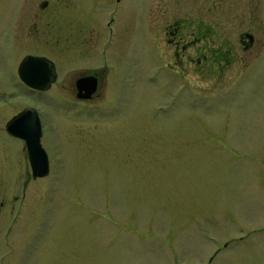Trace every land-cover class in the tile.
I'll list each match as a JSON object with an SVG mask.
<instances>
[{"label": "rangeland", "instance_id": "obj_1", "mask_svg": "<svg viewBox=\"0 0 264 264\" xmlns=\"http://www.w3.org/2000/svg\"><path fill=\"white\" fill-rule=\"evenodd\" d=\"M15 2L0 0V104L22 98L27 49L59 72L108 65L115 84L103 102L31 95L50 170L23 194V142L0 131V264H264V0L69 5L24 48L8 32Z\"/></svg>", "mask_w": 264, "mask_h": 264}, {"label": "flooded vegetation", "instance_id": "obj_2", "mask_svg": "<svg viewBox=\"0 0 264 264\" xmlns=\"http://www.w3.org/2000/svg\"><path fill=\"white\" fill-rule=\"evenodd\" d=\"M122 1L123 0H16L13 8L11 9V10H13V15L11 16V18H9L8 23H7V26L9 25V28H10V30H8V32H9V35L12 34L14 39L23 42L22 48H24V46L28 47V46H30V42H28V40H30V38H31L32 25L34 23L37 24V21H41L42 20V14L43 13L45 14V12L51 13L52 11L53 12L55 11V13H56L55 16H56V20H57L58 19L57 13L60 11V9L63 10V8H65L66 6H69V5H72L75 8H79L81 5H84V6L89 5L90 6V3H91V6L95 5L96 8L97 7L102 8V7L107 5L106 7L108 8L107 10H109V12L112 10H115L118 14V12L121 11ZM159 1H160L159 4L161 5L162 0H159ZM205 1L206 0H204V2ZM207 1L212 2L215 7L220 6L219 7L220 12L222 9L225 8L224 6H226V5H227L226 8H233L232 5L238 4V0H207ZM247 5H250L249 0H248ZM214 6H213V8H215ZM59 16H61V15H59ZM92 18L95 19V15L92 16ZM215 18L221 19V18H217V17H215ZM110 19L111 20L108 23L109 25L115 20V18L112 15ZM253 19H255V17ZM167 30H168L166 32L167 36H169L171 33H173L172 30H170V28H168ZM116 35L119 36L120 33L117 31L115 36ZM245 35H247V37L250 38V40H248V42H247V39L245 38ZM170 40L171 39H169V41ZM241 41H243L245 46L249 45L253 41L252 34L246 33V32L243 33V37L241 38ZM100 51L102 52L100 54L102 57L105 56L106 52L107 53L110 52L111 54L118 52V50H115V49H102ZM27 54L42 55V56L47 57L50 60L47 64L46 68L51 69L50 70L51 74L49 75V81L46 83V86L43 87V89H40L39 87L32 86V85L28 84L27 82H25L20 77V74L18 71L19 64H20L21 60ZM76 57L82 58V55L71 57V59H73L72 62L75 63L77 61V60L75 61ZM67 59L68 58L63 59V61H66ZM59 66L62 67V65L57 66V63L54 64V60L51 59L50 57H48L43 52H32V51H29L28 49L22 51L19 62L15 66V74L17 75V78H18L17 82L20 85L19 86V88H20L19 89L20 90L19 95L23 99L18 98L16 93L14 91H12L13 89L6 91L8 96H6L4 102L0 104L1 105V107H0V131H3L5 133L9 134L10 136L18 137L16 135L12 134L11 132H9L8 125L11 123V121L13 119L18 117L28 106L34 105L38 108L39 115L41 118V123H42L43 134H44L45 129H47V127H48L47 122H46V117L48 115L45 114L44 112H42L41 109H39V106L36 102L32 101L31 95H35L38 98L40 96H42V98H39L40 100L43 101L42 103H44L47 106L58 105V107H59V105L62 104L63 99L65 101L71 102L73 104L74 103L80 104V102H82V101H90V102H85V103H91V101L103 102L104 100H107L108 96H106V91H108V95H109V92L111 91V89H113V85L115 84L114 82H111L110 78L106 79L107 72L110 68L108 65L101 67V68H92V67L79 68L78 67V69H74L71 67V68H68L65 71L63 70L61 72H59V70H60ZM62 69H64V67ZM112 70L113 69L111 67V71ZM9 79H10V76H9ZM6 82H9V80ZM92 85H93L94 91L91 92L88 95V97L85 96L88 93V88H90ZM22 88H23V91H22ZM69 88H71V91H70L71 95L68 94V96H67L66 93H64V90H69ZM62 90H63V92H62ZM60 93H62V94H60ZM94 98H96V100H93ZM78 110L80 112V108ZM18 138H20V137H18ZM21 140L23 142V148L27 152L25 144H24V140L22 138H21ZM38 178H40V177L32 176V172L27 171V178L24 181V183H22V185H21L22 194L26 191L28 182L30 180L33 181V180L38 179ZM15 186H17V185L13 184V187H15ZM13 196L16 197L15 194ZM3 204H4V200H1L0 206H2ZM20 212L21 211H18V209L16 210V209L11 208L9 213H11L12 217H14V214H15V216H16L15 219H16L20 215L19 214ZM22 216H23V214L21 215V217ZM38 220L36 221V223L38 222ZM22 221H24L23 218L20 219L17 223L15 222L16 226L19 222L21 224H25V223H22Z\"/></svg>", "mask_w": 264, "mask_h": 264}, {"label": "water", "instance_id": "obj_3", "mask_svg": "<svg viewBox=\"0 0 264 264\" xmlns=\"http://www.w3.org/2000/svg\"><path fill=\"white\" fill-rule=\"evenodd\" d=\"M49 61L47 57L42 55L27 54L19 64L20 77L32 86L45 87L51 74V69L46 68ZM93 91L92 85L88 88L87 94ZM8 130L25 140L32 175L43 176L47 174L49 158L41 143L42 126L37 109L34 106H28L11 121Z\"/></svg>", "mask_w": 264, "mask_h": 264}]
</instances>
